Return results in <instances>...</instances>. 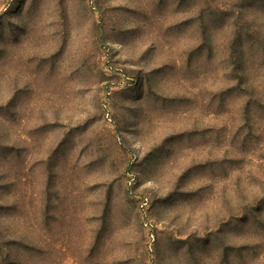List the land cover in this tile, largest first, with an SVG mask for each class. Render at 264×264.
Masks as SVG:
<instances>
[{
	"label": "rangeland",
	"instance_id": "1",
	"mask_svg": "<svg viewBox=\"0 0 264 264\" xmlns=\"http://www.w3.org/2000/svg\"><path fill=\"white\" fill-rule=\"evenodd\" d=\"M0 264H264V0H0Z\"/></svg>",
	"mask_w": 264,
	"mask_h": 264
}]
</instances>
